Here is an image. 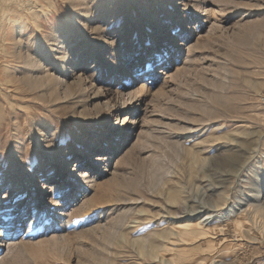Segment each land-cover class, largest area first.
Instances as JSON below:
<instances>
[{
	"label": "rangeland",
	"instance_id": "374dc122",
	"mask_svg": "<svg viewBox=\"0 0 264 264\" xmlns=\"http://www.w3.org/2000/svg\"><path fill=\"white\" fill-rule=\"evenodd\" d=\"M7 1L0 264H264V0Z\"/></svg>",
	"mask_w": 264,
	"mask_h": 264
},
{
	"label": "bare ground",
	"instance_id": "6f19581e",
	"mask_svg": "<svg viewBox=\"0 0 264 264\" xmlns=\"http://www.w3.org/2000/svg\"><path fill=\"white\" fill-rule=\"evenodd\" d=\"M2 1V0H1ZM0 1V2H1ZM7 1V0H6ZM16 1V0H15ZM32 0H30V2H31ZM36 0H34V2H35ZM8 2V1H7ZM9 2H10V0H9ZM25 2H26V0H25ZM4 3V2H3ZM39 3V2H38ZM5 4V3H4ZM6 4H8V3H6ZM19 4H22L21 2L19 3ZM18 3H17V5H19ZM29 4V3H28ZM33 4V3H32ZM31 4V5H32ZM2 5V4H1ZM36 5H38V4H36ZM3 6H1L0 7V9L2 8ZM26 7V6H25ZM33 7H36L35 5H32V8ZM12 8V7H11ZM34 9V8H33ZM39 9V8H38ZM26 10V9H25ZM3 11V10H2ZM1 11V12H2ZM7 11V10H6ZM3 12H5V11H3ZM3 12H2V14H3ZM1 14V13H0ZM5 15H8V14H5ZM2 18V17H1ZM1 24V23H0ZM19 48V47H18ZM5 65V64H4ZM33 74V73H32ZM34 74H37L36 72L34 73ZM44 74V73H43ZM37 76V75H36ZM46 76V75H45ZM35 77V76H34ZM42 77V76H41ZM27 78V77H26ZM36 79V78H35ZM39 79H41V78H39ZM29 81V80H28ZM36 81H38V80H36ZM26 82V81H25ZM42 82V81H41ZM149 82H147V84H148ZM41 84V83H40ZM32 85H33V83H32ZM31 87V86H30ZM42 87V86H41ZM39 94V93H38ZM107 154V153H106ZM102 156V155H101ZM104 158V157H103ZM105 158H107V157H105ZM81 173V176H82V178H84V179H86V177L88 176V171L87 170H83L82 172H80ZM90 176V175H89ZM83 179V180H84ZM92 179V178H91ZM87 180V179H86ZM86 182V181H85ZM199 209L200 208H197V209H195V210H192L191 211V213H193V212H197V211H199ZM198 213V212H197ZM208 216L209 215H205V216H202V217H200V218H197V219H195L194 221H190L189 223H185V224H183L182 226H183V228H184V230H183V234L187 237V238H189L190 239V236L191 237H198V236H201V238L202 237H206V236H208L207 234H210L211 233V236H213L214 234H213V232L214 231H212V227L211 226H209L208 225V222H207V220L206 219H208ZM212 218V217H211ZM226 218H228V217H226L225 216V219ZM220 220V219H219ZM216 225V224H215ZM218 225V224H217ZM179 226V225H178ZM211 227V228H210ZM214 227V226H213ZM217 228H218V226H217ZM211 229V230H210ZM215 229V228H214ZM220 230H221V228H220ZM219 230V231H220ZM179 232V231H178ZM171 233L173 234V231H171ZM180 233V232H179ZM172 234H171V236H172ZM220 234V233H219ZM216 235V234H215ZM219 236V235H218ZM214 238V237H213ZM216 238V237H215ZM220 243V242H219ZM217 250V249H216ZM213 258V257H212ZM212 260H215L214 258L212 259ZM219 262V261H218ZM173 263V262H172ZM217 263V262H216Z\"/></svg>",
	"mask_w": 264,
	"mask_h": 264
},
{
	"label": "snow or ice",
	"instance_id": "6c2138e0",
	"mask_svg": "<svg viewBox=\"0 0 264 264\" xmlns=\"http://www.w3.org/2000/svg\"><path fill=\"white\" fill-rule=\"evenodd\" d=\"M7 199V193L0 189V203L4 202Z\"/></svg>",
	"mask_w": 264,
	"mask_h": 264
}]
</instances>
